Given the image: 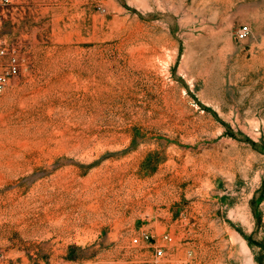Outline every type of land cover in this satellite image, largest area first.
Wrapping results in <instances>:
<instances>
[{
	"label": "rangeland",
	"instance_id": "1",
	"mask_svg": "<svg viewBox=\"0 0 264 264\" xmlns=\"http://www.w3.org/2000/svg\"><path fill=\"white\" fill-rule=\"evenodd\" d=\"M0 46L6 264H264V0H10Z\"/></svg>",
	"mask_w": 264,
	"mask_h": 264
},
{
	"label": "built area",
	"instance_id": "2",
	"mask_svg": "<svg viewBox=\"0 0 264 264\" xmlns=\"http://www.w3.org/2000/svg\"><path fill=\"white\" fill-rule=\"evenodd\" d=\"M10 0H0V5H6ZM251 34V29L247 25H242L237 31L238 40H246ZM20 61L14 55L9 53L6 47L0 46V95L4 93L12 78L20 73ZM163 241L167 244L172 243L173 238L169 234L163 236ZM146 242L153 249V260L149 264H169L165 262V246L158 245L153 236L143 231L139 237L133 239L134 244ZM4 255H0V264H6Z\"/></svg>",
	"mask_w": 264,
	"mask_h": 264
},
{
	"label": "bare ground",
	"instance_id": "3",
	"mask_svg": "<svg viewBox=\"0 0 264 264\" xmlns=\"http://www.w3.org/2000/svg\"><path fill=\"white\" fill-rule=\"evenodd\" d=\"M84 208H85V207H84ZM87 208H90V209L92 208V209H93V207H87ZM96 208H97V207H96ZM85 209H86V208H85ZM85 209H84V210H85ZM90 209H89V210H90ZM94 209H95V208H94ZM107 209H108V208H107ZM96 210H97V209H96ZM94 211H95V210H94ZM88 212H89V211H88ZM108 212H110L109 209H108ZM83 214H84V213H83ZM86 216H87V215H86ZM86 216H85V217H86ZM61 217H62V216H61ZM82 217H83V216H82ZM82 217H81V218H82ZM88 217H89V218H92V219H93V218H94V219H98L100 216L97 215V214H94V213H93V214L90 213V215H89ZM86 218H87V217H86ZM83 221H84V220H83ZM80 222H81V221H80ZM91 222H92V221H91ZM67 223H69V221H68ZM78 223H79V221H78ZM75 224H76V223H75ZM78 225H79V224H78ZM78 225H76V226H78ZM72 226H75V225H72ZM65 227H66V226H65ZM66 228H67V227H66ZM75 228H76V227H75ZM79 228H80V227H79ZM63 229H65V228H63ZM60 230H61V229H60ZM68 230H69V229H68Z\"/></svg>",
	"mask_w": 264,
	"mask_h": 264
}]
</instances>
